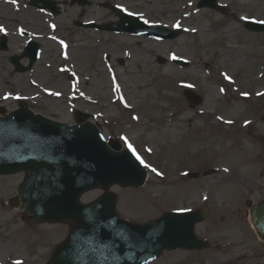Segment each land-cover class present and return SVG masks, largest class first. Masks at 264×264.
<instances>
[{"label": "rangeland", "instance_id": "obj_1", "mask_svg": "<svg viewBox=\"0 0 264 264\" xmlns=\"http://www.w3.org/2000/svg\"><path fill=\"white\" fill-rule=\"evenodd\" d=\"M90 1L80 8L59 0V13L50 17L26 7V0H0V23L11 30L7 50H0V104L11 110L24 99L34 111L64 122L71 121L72 107L91 112L106 138L131 145L149 165L147 181L140 188H109L127 220L145 223L168 210L195 208L207 195V215L195 231L208 247L164 251L150 264H264L245 205L264 195V32L244 26L248 17L264 20V0H219L224 13L198 9L197 0ZM117 2L152 24L178 28L179 36L160 41L76 24L115 22L105 4ZM31 37L40 43L39 59L29 72H17L8 57ZM185 88L202 98L198 105H189ZM243 93L246 99L230 112L229 104ZM216 115L226 120L217 122ZM23 177L0 175V264H48L51 247L66 230L7 204ZM102 193L92 189L81 201Z\"/></svg>", "mask_w": 264, "mask_h": 264}, {"label": "water", "instance_id": "obj_2", "mask_svg": "<svg viewBox=\"0 0 264 264\" xmlns=\"http://www.w3.org/2000/svg\"><path fill=\"white\" fill-rule=\"evenodd\" d=\"M203 5L215 7L216 0H201L199 6ZM160 29L151 30L152 34L170 38L177 34L169 30L163 34ZM19 104V109L0 117V174L26 173L14 201L18 204L20 199L36 219L71 223L70 234L56 248L50 264H145L164 248L204 246L192 233L203 213L164 215L137 225L116 216L111 195L80 204L79 196L91 187L115 182L140 186L146 171L130 151L120 150L117 141L107 145L97 127L85 121L88 114L77 111L76 124H67L33 114L24 102ZM0 112L5 109L0 107ZM250 215L264 240V199L250 208Z\"/></svg>", "mask_w": 264, "mask_h": 264}, {"label": "flooded vegetation", "instance_id": "obj_3", "mask_svg": "<svg viewBox=\"0 0 264 264\" xmlns=\"http://www.w3.org/2000/svg\"><path fill=\"white\" fill-rule=\"evenodd\" d=\"M38 2L39 1V3H35V2ZM34 1H32L33 3H35L37 6H40L43 2H46V0H34ZM57 1H59V0H57ZM26 2H27V4L29 5V6H31L30 4H29V0H26ZM67 1H64L63 3L65 4ZM78 2H83L82 3V5L83 6H81V5H77V6H79L80 8H83L84 6H86V5H91V1L90 0H79ZM31 7H34V6H31ZM35 8V7H34ZM59 10H60V7H59ZM225 11V10H224ZM223 11V12H224ZM110 12H112L114 15H116V12H114V11H110ZM80 21H84V20H80ZM0 24H2V25H4V23H0ZM83 24H84V22H78V26L79 27H81V28H86V27H84L83 26ZM2 28L3 29H5V30H7V32L10 34L11 33V30H9L8 29V27H7V25H5V26H2Z\"/></svg>", "mask_w": 264, "mask_h": 264}, {"label": "bare ground", "instance_id": "obj_4", "mask_svg": "<svg viewBox=\"0 0 264 264\" xmlns=\"http://www.w3.org/2000/svg\"><path fill=\"white\" fill-rule=\"evenodd\" d=\"M203 35H209V34H205V33H203ZM244 100V97L243 96H241V95H239L238 97H235L234 99H233V102L231 103V104H229V111L230 112H233V111H236V110H238V108H239V106L241 105V103L240 102H242Z\"/></svg>", "mask_w": 264, "mask_h": 264}, {"label": "snow or ice", "instance_id": "obj_5", "mask_svg": "<svg viewBox=\"0 0 264 264\" xmlns=\"http://www.w3.org/2000/svg\"><path fill=\"white\" fill-rule=\"evenodd\" d=\"M14 2H15V0H14ZM261 23H264V21H260ZM0 31H3V28L2 27H0ZM193 31H195V29H193ZM61 43H63V41H61ZM226 78H228V79H231L230 77H226ZM189 87H191V85H189ZM118 90V89H117ZM221 91H223V89H221ZM243 95H247V93H243ZM229 123H231L230 121H229ZM245 123H249V122H245ZM129 147H131V145H129ZM138 159H139V157H138ZM141 163L143 164L144 163V161L143 160H141ZM145 167H148L149 165H147V164H145L144 165ZM152 171H156V169L155 168H153L152 169ZM158 174H160V173H158ZM181 211H186V209H181ZM17 264H20V262L19 261H17Z\"/></svg>", "mask_w": 264, "mask_h": 264}]
</instances>
